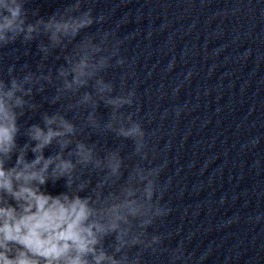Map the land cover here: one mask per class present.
Segmentation results:
<instances>
[{"label": "clouds", "instance_id": "obj_1", "mask_svg": "<svg viewBox=\"0 0 264 264\" xmlns=\"http://www.w3.org/2000/svg\"><path fill=\"white\" fill-rule=\"evenodd\" d=\"M85 2L70 0L42 16L30 0H0V50L19 42L30 53L35 43L39 56L34 69L12 64L0 75V264H142L144 253L163 250L165 237L149 231L171 212L163 166L152 164L142 124L123 111L135 91H125L123 78L119 92L105 79L109 68L125 63L122 42L111 31L86 32L105 18ZM52 57L63 63L49 66ZM49 87L54 94L43 98L60 107L41 112L40 124H21L26 113L39 111L34 98ZM101 104L110 110L106 120ZM85 133L130 140L135 163L127 166L119 147L101 154ZM18 136L26 137L23 145ZM61 179L67 191L42 190ZM170 257L172 264L182 260L183 248Z\"/></svg>", "mask_w": 264, "mask_h": 264}]
</instances>
